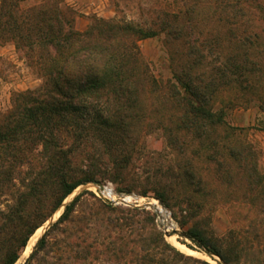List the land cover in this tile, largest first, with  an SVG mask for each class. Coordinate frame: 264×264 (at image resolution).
<instances>
[{
  "label": "trees",
  "instance_id": "16d2710c",
  "mask_svg": "<svg viewBox=\"0 0 264 264\" xmlns=\"http://www.w3.org/2000/svg\"><path fill=\"white\" fill-rule=\"evenodd\" d=\"M21 1L0 0V43L12 42L22 51L28 65L36 67L41 83L13 92L10 107L0 112V198L6 197L3 207L0 205V264H14L35 229L79 185L94 181V172L78 173L71 165L72 146L86 139V129L99 132L112 128L121 136L127 132L125 128L135 116L107 114L104 107L108 102L121 110L144 105L151 91L157 102L180 107L178 119L192 130L193 140L208 133L206 139L212 141V192L226 208L232 227L222 238L211 240L194 224L187 236L219 256L223 264H240L247 257L264 264V173L257 168L258 153L235 140L234 145L224 147V161L218 149V128L223 127L225 135L231 137L243 130L227 125L224 105H217L220 81L226 75L235 77L240 68L236 56H231L230 63L223 59L214 63L212 79L204 80L205 73L194 66L203 58L205 43L199 37H187L180 54L184 61L173 71V80L162 82L150 73L138 47L140 40L161 31L179 39L198 8L205 3L213 9L211 0H190L172 18L150 26L95 17L83 31L75 28L77 12L64 0H41L25 8ZM228 1L234 9L252 11L263 19L264 0ZM240 20L235 19L234 24ZM233 32V27L225 30L227 41L244 46L245 37ZM261 88L264 104V85ZM178 140L175 136L171 143ZM178 162L183 165L180 175L187 180L185 201L174 205L167 191L154 192L172 213L178 208L180 225L184 226L205 207L197 196L206 189L197 186L206 177L187 167V158ZM222 186H228L236 198L225 195ZM80 196L64 206L52 227L71 218ZM147 216L151 241L142 245V250L158 247L177 263L209 264L178 252L165 241L154 218ZM46 234L37 248L43 247ZM162 264L172 263L162 260Z\"/></svg>",
  "mask_w": 264,
  "mask_h": 264
},
{
  "label": "rangeland",
  "instance_id": "374dc122",
  "mask_svg": "<svg viewBox=\"0 0 264 264\" xmlns=\"http://www.w3.org/2000/svg\"><path fill=\"white\" fill-rule=\"evenodd\" d=\"M40 1L23 0L20 5L25 8ZM64 1L77 12L75 28L83 31L95 17L150 26L172 18L173 13L182 11L190 0ZM211 2L212 10L205 3L196 10L192 23L182 31L179 39L174 40L172 33L161 31L140 40L139 51L150 73L162 82L173 80V71L184 61L180 54L184 52L187 37H199L205 43L203 58L194 66L205 73L204 80L212 79L214 63L221 62V59L233 62L231 56L235 55L240 68L235 77L226 75L220 81L217 105H224L227 125L243 130L231 137L225 135L223 127L218 128L221 135L218 149L224 160V147L234 145L235 140L243 145L249 144L258 153V171L264 173V104L260 96L264 85V15L261 19L252 11L234 9L228 0ZM235 19L241 20L234 24ZM228 27H233L237 37H245L244 46L227 41L225 30ZM255 36L257 38L253 39ZM40 83L36 67L28 65L22 51L17 50L12 42L0 43V112L10 107L13 92L37 87ZM148 99L144 105L124 110L111 102L104 107L107 114L124 112L135 116L129 120L123 136L112 128L97 132L90 127L86 129V139L81 144H73L72 168L78 173L85 170L94 172V181L79 185L64 199L37 228H41L38 236L27 249L35 229L14 264H162V260L179 264L158 247L142 250V245L151 241L147 214L154 218L165 241L184 256L209 264H223L219 256L198 246L186 234L188 228L196 224L212 240L222 238L232 227L226 208L219 203V196L212 192V141L206 139L208 133L201 139L191 138L192 130L184 128L178 119L180 107L157 102L154 91L149 93ZM175 136L179 140L172 144ZM181 157L188 159L187 167L206 177L197 186L206 190L196 195L197 201L205 207L187 219L184 226L180 225L182 214L178 208L175 207V214L172 213L154 192L157 189L167 191L166 195L174 205L185 201L183 193L188 188L187 180L180 175L183 173V165L178 162ZM105 184L111 185L118 195L133 197L134 201L124 205L103 199L97 187ZM222 189L228 197L236 198L228 186H222ZM78 194L81 196L71 218L52 227L63 212L64 203H69ZM5 198H0L2 207ZM152 202L166 211L165 218L156 212ZM174 230L178 232L174 233ZM165 231L171 235L166 236ZM45 233L43 247L37 248ZM171 236L184 249L171 243L168 239ZM144 255L146 259H141ZM151 258L153 261L149 260ZM241 260L240 264H257L250 257Z\"/></svg>",
  "mask_w": 264,
  "mask_h": 264
},
{
  "label": "built area",
  "instance_id": "2783aa9c",
  "mask_svg": "<svg viewBox=\"0 0 264 264\" xmlns=\"http://www.w3.org/2000/svg\"><path fill=\"white\" fill-rule=\"evenodd\" d=\"M98 194L105 200L113 203H119L124 205L131 204L134 198L129 195H118L113 187L109 184L98 186Z\"/></svg>",
  "mask_w": 264,
  "mask_h": 264
},
{
  "label": "bare ground",
  "instance_id": "6f19581e",
  "mask_svg": "<svg viewBox=\"0 0 264 264\" xmlns=\"http://www.w3.org/2000/svg\"><path fill=\"white\" fill-rule=\"evenodd\" d=\"M70 195H71V194H70ZM152 204H153V206H154L156 212H157L159 215H161L162 218H165V217H166V211H165L161 206L157 205L155 202H152ZM165 221H166V220H165ZM40 229H41V228L37 229V230L34 232V234L31 236V238H30V240H29V242H28V247H27V249H29V248L33 245V243L35 242V240H36V238H37V236H38V233H39ZM168 239H169V241H170L171 243H173L175 246L184 249V246H183L182 244H180V243L175 239L174 236H171V237H169Z\"/></svg>",
  "mask_w": 264,
  "mask_h": 264
},
{
  "label": "water",
  "instance_id": "95a60500",
  "mask_svg": "<svg viewBox=\"0 0 264 264\" xmlns=\"http://www.w3.org/2000/svg\"><path fill=\"white\" fill-rule=\"evenodd\" d=\"M66 204L64 203L63 207L65 206ZM174 233H177L178 231L177 230H174L173 231ZM165 235L166 236H170L171 234L168 232V231H165Z\"/></svg>",
  "mask_w": 264,
  "mask_h": 264
}]
</instances>
